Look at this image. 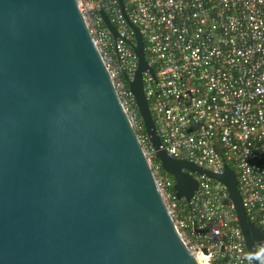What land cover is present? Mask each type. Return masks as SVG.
<instances>
[{
	"label": "water",
	"instance_id": "water-1",
	"mask_svg": "<svg viewBox=\"0 0 264 264\" xmlns=\"http://www.w3.org/2000/svg\"><path fill=\"white\" fill-rule=\"evenodd\" d=\"M129 83L145 135L178 200L223 184L246 249L264 234L246 217L234 172L215 175L162 149L143 92L138 29ZM114 37L117 32L101 11ZM206 254V249H203ZM0 264H198L182 242L76 0H0Z\"/></svg>",
	"mask_w": 264,
	"mask_h": 264
},
{
	"label": "built area",
	"instance_id": "built-area-1",
	"mask_svg": "<svg viewBox=\"0 0 264 264\" xmlns=\"http://www.w3.org/2000/svg\"><path fill=\"white\" fill-rule=\"evenodd\" d=\"M122 3L152 69L143 73V92L162 149L215 175L230 168L248 221L264 234V0ZM76 5L188 251L207 264H255L225 186L190 173L196 189L188 200H178L174 181L154 162L129 89L136 43L119 1L76 0ZM261 244L255 242L264 264V240Z\"/></svg>",
	"mask_w": 264,
	"mask_h": 264
},
{
	"label": "trees",
	"instance_id": "trees-1",
	"mask_svg": "<svg viewBox=\"0 0 264 264\" xmlns=\"http://www.w3.org/2000/svg\"><path fill=\"white\" fill-rule=\"evenodd\" d=\"M142 134L145 135V132L142 131ZM154 162L157 163V164H159V162H158V160L156 159V157H154ZM160 171H161L162 175H163L165 178H168V179H170V180L173 181V178H172L171 176H169L168 174H166L161 168H160ZM173 190H174V189H173ZM174 192H175V191H174ZM175 194H176V193H175Z\"/></svg>",
	"mask_w": 264,
	"mask_h": 264
},
{
	"label": "bare ground",
	"instance_id": "bare-ground-1",
	"mask_svg": "<svg viewBox=\"0 0 264 264\" xmlns=\"http://www.w3.org/2000/svg\"><path fill=\"white\" fill-rule=\"evenodd\" d=\"M196 261L198 264H207L202 258L198 257L196 258Z\"/></svg>",
	"mask_w": 264,
	"mask_h": 264
}]
</instances>
